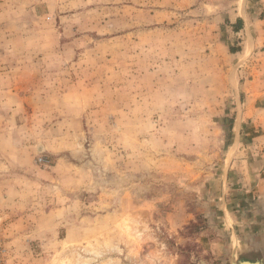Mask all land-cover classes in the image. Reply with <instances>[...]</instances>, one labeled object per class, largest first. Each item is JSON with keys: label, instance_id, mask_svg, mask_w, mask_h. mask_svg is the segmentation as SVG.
Segmentation results:
<instances>
[{"label": "rangeland", "instance_id": "obj_1", "mask_svg": "<svg viewBox=\"0 0 264 264\" xmlns=\"http://www.w3.org/2000/svg\"><path fill=\"white\" fill-rule=\"evenodd\" d=\"M233 250L264 263V0H0V264Z\"/></svg>", "mask_w": 264, "mask_h": 264}, {"label": "bare ground", "instance_id": "obj_2", "mask_svg": "<svg viewBox=\"0 0 264 264\" xmlns=\"http://www.w3.org/2000/svg\"><path fill=\"white\" fill-rule=\"evenodd\" d=\"M240 260L241 259H238L237 258L235 250H233L232 255H231V258H230V261H229L230 262L229 264H240ZM257 261L260 262V260H257ZM259 262H256V263H250V262L249 263L248 262H246V263L243 262L242 263L241 262V264H260V263L261 264H264L263 262H260V263Z\"/></svg>", "mask_w": 264, "mask_h": 264}, {"label": "water", "instance_id": "obj_3", "mask_svg": "<svg viewBox=\"0 0 264 264\" xmlns=\"http://www.w3.org/2000/svg\"><path fill=\"white\" fill-rule=\"evenodd\" d=\"M241 262H242V263H243V262H244V263H246V262H248V263H249V262H250V263H256V262H259V261H257V260H250V259H241V260H240V264H241ZM260 262H261V261H260ZM260 262H259V263H260ZM260 264H261V263H260Z\"/></svg>", "mask_w": 264, "mask_h": 264}, {"label": "trees", "instance_id": "obj_4", "mask_svg": "<svg viewBox=\"0 0 264 264\" xmlns=\"http://www.w3.org/2000/svg\"><path fill=\"white\" fill-rule=\"evenodd\" d=\"M236 24H242V19L241 18H237V23ZM235 29H239L238 27H236ZM231 51H233V49L230 48Z\"/></svg>", "mask_w": 264, "mask_h": 264}]
</instances>
